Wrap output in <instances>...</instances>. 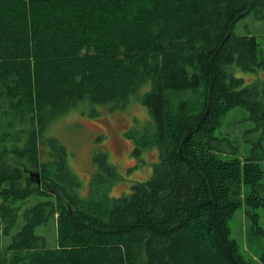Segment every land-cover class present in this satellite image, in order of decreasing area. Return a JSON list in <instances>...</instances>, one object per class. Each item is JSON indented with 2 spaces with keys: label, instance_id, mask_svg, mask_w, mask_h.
I'll return each mask as SVG.
<instances>
[{
  "label": "trees",
  "instance_id": "1",
  "mask_svg": "<svg viewBox=\"0 0 264 264\" xmlns=\"http://www.w3.org/2000/svg\"><path fill=\"white\" fill-rule=\"evenodd\" d=\"M250 11L264 0H0V264H251L228 220L264 204V147L236 155L215 135L236 107L264 118V88L232 71L264 67L256 37L231 32ZM84 100L148 109L128 137L158 158L128 193L110 195L104 163L78 195L45 135ZM50 220L53 247L35 233Z\"/></svg>",
  "mask_w": 264,
  "mask_h": 264
},
{
  "label": "rangeland",
  "instance_id": "2",
  "mask_svg": "<svg viewBox=\"0 0 264 264\" xmlns=\"http://www.w3.org/2000/svg\"><path fill=\"white\" fill-rule=\"evenodd\" d=\"M231 32L237 35H254L264 52L262 14L254 11L246 13L232 27ZM232 67L233 75L242 78L244 84L253 83L264 88V67L247 71L238 68L236 64ZM148 113L146 107L134 100L128 101L120 109H112L109 104H90L84 100L78 102L65 115L53 117L44 132L46 136L55 137L65 146L69 170L76 175L79 182L76 187L78 195H87L89 182L95 172H104L99 169L104 163L114 165L117 171V180L113 181L110 195L128 193L133 183L149 178L153 163L158 158V148H142L141 152L135 155V142L133 138L128 137V134L140 136L145 132L147 124L151 121ZM215 135L226 138L224 148L232 150V147L237 146L236 155L251 154V148L256 143L264 147V118L260 115L253 116L250 110L244 107H236L225 116ZM101 152L105 153V161L97 156ZM259 162L264 165V161ZM28 169L29 172L36 171L34 167ZM261 183L260 195L264 198V177ZM246 209L249 213H246ZM253 213L257 216H252ZM228 222L229 237L236 240L238 253L251 264H263L258 254L264 245V204L242 206L231 215ZM54 223V220H50L35 229V233L43 236L49 247L55 245Z\"/></svg>",
  "mask_w": 264,
  "mask_h": 264
},
{
  "label": "water",
  "instance_id": "3",
  "mask_svg": "<svg viewBox=\"0 0 264 264\" xmlns=\"http://www.w3.org/2000/svg\"><path fill=\"white\" fill-rule=\"evenodd\" d=\"M30 174H31L32 176H36L38 182L40 181V179H39V172H31Z\"/></svg>",
  "mask_w": 264,
  "mask_h": 264
}]
</instances>
